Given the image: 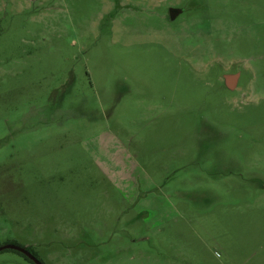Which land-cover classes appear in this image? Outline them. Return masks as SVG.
<instances>
[{
	"label": "rangeland",
	"instance_id": "374dc122",
	"mask_svg": "<svg viewBox=\"0 0 264 264\" xmlns=\"http://www.w3.org/2000/svg\"><path fill=\"white\" fill-rule=\"evenodd\" d=\"M8 243L45 264H264V0H0Z\"/></svg>",
	"mask_w": 264,
	"mask_h": 264
},
{
	"label": "water",
	"instance_id": "95a60500",
	"mask_svg": "<svg viewBox=\"0 0 264 264\" xmlns=\"http://www.w3.org/2000/svg\"><path fill=\"white\" fill-rule=\"evenodd\" d=\"M182 11H183V8L181 7H174V6L170 7L169 9L170 18L175 19L178 16V14L181 13ZM238 77H239V74H227L225 76V80L230 86H234V83L238 81ZM4 249H13V250L19 251L25 254L31 260H33L36 264H45L41 259H39L31 250H29L25 246L15 244V243H8V244L0 246V251Z\"/></svg>",
	"mask_w": 264,
	"mask_h": 264
},
{
	"label": "flooded vegetation",
	"instance_id": "af4514ba",
	"mask_svg": "<svg viewBox=\"0 0 264 264\" xmlns=\"http://www.w3.org/2000/svg\"><path fill=\"white\" fill-rule=\"evenodd\" d=\"M229 74H239V77H238V81L236 82V83H234V86H230L227 82H226V80H225V78H224V84L229 88V89H231V90H237L238 88H239V86H240V77H241V71H236V72H233V73H229ZM4 250H6V249H4ZM13 250V249H12ZM3 251V250H2ZM1 252V251H0ZM19 252V251H18ZM25 255V254H24ZM26 256V255H25ZM27 257V256H26ZM28 258V257H27ZM28 259H30V258H28ZM31 260V259H30ZM31 261H33V260H31ZM34 262V261H33ZM35 263V262H34ZM36 264V263H35Z\"/></svg>",
	"mask_w": 264,
	"mask_h": 264
},
{
	"label": "trees",
	"instance_id": "16d2710c",
	"mask_svg": "<svg viewBox=\"0 0 264 264\" xmlns=\"http://www.w3.org/2000/svg\"><path fill=\"white\" fill-rule=\"evenodd\" d=\"M29 250H31L36 256H37V253L34 251V250H32V249H30L29 247H27ZM16 251V250H15ZM18 252V251H17ZM19 253H21V252H19ZM21 254H23V253H21ZM24 255V254H23Z\"/></svg>",
	"mask_w": 264,
	"mask_h": 264
}]
</instances>
